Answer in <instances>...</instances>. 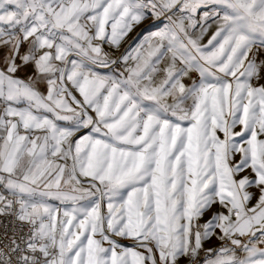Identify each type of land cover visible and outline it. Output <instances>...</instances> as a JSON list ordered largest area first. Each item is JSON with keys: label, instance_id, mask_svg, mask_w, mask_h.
Listing matches in <instances>:
<instances>
[{"label": "snow or ice", "instance_id": "snow-or-ice-1", "mask_svg": "<svg viewBox=\"0 0 264 264\" xmlns=\"http://www.w3.org/2000/svg\"><path fill=\"white\" fill-rule=\"evenodd\" d=\"M0 264H264V0H0Z\"/></svg>", "mask_w": 264, "mask_h": 264}, {"label": "crops", "instance_id": "crops-1", "mask_svg": "<svg viewBox=\"0 0 264 264\" xmlns=\"http://www.w3.org/2000/svg\"><path fill=\"white\" fill-rule=\"evenodd\" d=\"M147 23V22H145ZM145 27V24L142 23V24H139L137 26L134 27L133 31L129 33L126 41H125V44L124 46L127 47L129 43H131L136 37H137V34L141 32V30ZM207 39V38H206ZM235 131H240V128L237 127L235 129ZM220 206L217 204V205H214V208H219ZM207 218V216L205 217V219ZM218 241H216L215 239H213L212 241L210 242H206L205 243V248H208V247H211L215 244H217Z\"/></svg>", "mask_w": 264, "mask_h": 264}]
</instances>
